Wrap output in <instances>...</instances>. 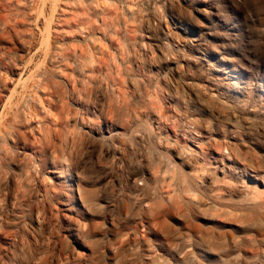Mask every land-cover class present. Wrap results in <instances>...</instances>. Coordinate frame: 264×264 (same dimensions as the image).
I'll return each instance as SVG.
<instances>
[{"label": "rangeland", "instance_id": "obj_1", "mask_svg": "<svg viewBox=\"0 0 264 264\" xmlns=\"http://www.w3.org/2000/svg\"><path fill=\"white\" fill-rule=\"evenodd\" d=\"M0 136V264H264V0H0Z\"/></svg>", "mask_w": 264, "mask_h": 264}, {"label": "bare ground", "instance_id": "obj_2", "mask_svg": "<svg viewBox=\"0 0 264 264\" xmlns=\"http://www.w3.org/2000/svg\"><path fill=\"white\" fill-rule=\"evenodd\" d=\"M37 1V0H36ZM57 2V1H56ZM59 5V4H58ZM53 6V5H52ZM57 13H58V11H57ZM16 22V21H15ZM50 22V21H49ZM7 24H11V23H9V22H7V23H5V26H4V31H5V29L7 30V31H9V29H8V25ZM13 25V23L11 24V26ZM51 25V24H50ZM10 26V27H11ZM51 34V33H50ZM196 44V43H195ZM196 46V45H195ZM15 64V63H14ZM6 80V79H5ZM39 84V83H38ZM2 86H4L3 84H2ZM15 90H12L11 92H10V95H8V98H7V103H10V104H12L13 103V97H14V94H15ZM3 99V98H2ZM5 101V100H4ZM4 104H6V103H4ZM17 109V108H16ZM11 120V119H10ZM9 133H10V131L9 130H7ZM1 137V136H0ZM180 159V158H179ZM249 170V169H248ZM252 176V175H251ZM256 178V177H255ZM71 189H72V193L74 194H76V192L78 193V197L80 198V200H81V203L84 205V204H88L89 203V201H90V198H89V195L84 191V189L81 187V185L79 184V183H77L76 184V186H72L71 187ZM149 214V213H148ZM147 218V217H146ZM16 219H17V217H13L12 218V221H13V223L15 224L16 223ZM242 225H246L245 223H243ZM1 226L2 225H0V228H1Z\"/></svg>", "mask_w": 264, "mask_h": 264}]
</instances>
